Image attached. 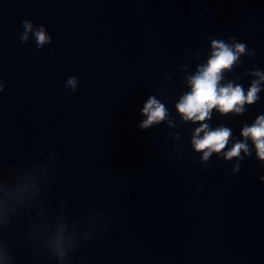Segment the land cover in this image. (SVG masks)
<instances>
[{"label":"clouds","instance_id":"obj_1","mask_svg":"<svg viewBox=\"0 0 264 264\" xmlns=\"http://www.w3.org/2000/svg\"><path fill=\"white\" fill-rule=\"evenodd\" d=\"M24 27L26 32L22 39L26 40L27 32L32 30V24L25 21ZM35 35L40 45L49 39L42 28ZM212 48L213 51L207 63L199 67L196 74L189 78L191 91L186 93L176 105L178 112L183 115L185 120L203 122L209 118L213 108L221 113L241 112L245 103L252 104L257 100L256 94L260 91L259 81L252 84L246 95L240 85L233 86L231 82L226 85L220 84L223 79V70L230 69L233 66L238 59V55L245 51V44L237 43L233 47L223 41L214 40ZM256 75L260 76V80H264V75L258 72ZM76 83L75 77L67 81V84L72 86L73 91L76 89ZM142 114L147 119L139 126L146 129L150 125L164 120L167 112L165 106L155 97H149L144 104ZM208 129L209 125L207 123H201V126L196 129L192 140L194 148L197 151H203L204 160H207L213 152H221L231 136V131L227 127H219L215 130ZM201 132L204 133L202 137L200 136ZM242 135L252 139L257 149V156L264 160V116L259 117L251 127H245ZM241 150L247 153V145L236 143L230 151L224 154L225 158L238 157ZM60 255L63 257V252Z\"/></svg>","mask_w":264,"mask_h":264}]
</instances>
